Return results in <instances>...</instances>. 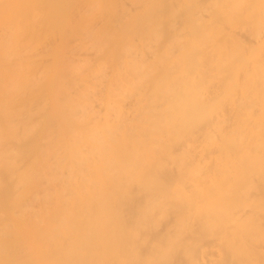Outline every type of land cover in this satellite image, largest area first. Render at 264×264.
<instances>
[{
  "label": "bare ground",
  "instance_id": "1",
  "mask_svg": "<svg viewBox=\"0 0 264 264\" xmlns=\"http://www.w3.org/2000/svg\"><path fill=\"white\" fill-rule=\"evenodd\" d=\"M42 1L43 4H40L47 6L46 3L44 4V0ZM51 1V5L55 6L60 1L62 2V0H59V2L55 0L57 3L54 2V4V0ZM74 1H69L68 6ZM83 1H81L82 5ZM136 1L138 2V0ZM172 1H174V4L168 5L169 8L172 7V12L169 14V16H172L169 17V22L167 21L169 18L166 20L169 24L164 21L165 19L158 20L160 17H157V15H160L157 13H163V9L169 4L167 0L163 4H166V7L161 5V8L159 2H156V8L153 9L155 11L158 8V11L157 15L153 16L152 14L156 12L153 13L151 10L153 6L147 7L146 1L143 0L140 1V4L144 2L143 6L141 5L142 15L140 16V13H137L136 19L133 20L132 18L131 20L133 23H126L127 25H125L123 22L126 20L123 22L121 20L127 19L125 17L126 11L128 14L131 9H126L124 12V8L121 6V13H119L117 9L118 1L116 0H102V2L99 0L96 5L94 3L96 1H93L94 7L91 4L92 2L88 0L90 5L85 6L94 10L98 7L96 10H99L103 15H100L101 20L98 29H95L97 23L95 26L93 24L94 29L97 30L94 32V36L91 34L94 38L89 36L94 42L91 45L95 44L94 48L89 46V42V45L87 44L90 50L93 49L92 54L90 51H86L89 49L84 47L85 49H83L88 52L85 53L88 57H83L87 55H81V58L76 59L75 55L79 52L77 51L75 55L73 52L76 53L74 50L79 46L76 48L74 46L73 50L69 49V53L73 51L70 54H73L74 60L79 61V59H82V61H79L82 62L81 64H78L77 61L73 63L71 60L73 57L67 58V56H72L69 54L66 58L64 57L65 60L60 58L61 61L63 59V63L66 62V66H62L64 69L62 72L66 73L61 72L59 76L58 73V80L55 77L57 81L55 83L53 81L54 87L52 85V88L54 91L50 98L49 107H47V104L43 105L42 102V110L38 114L35 113L36 116L42 117L41 111H43L47 120L40 123L43 121L41 118L40 120L36 118L38 122H35L37 121L35 118L32 121V118V125H30L31 122L28 123L29 119L35 115L32 113L34 116L30 117L31 111L29 110V114L26 112L30 117L28 121L23 123L21 119L20 121L17 120L25 128L21 127L25 131L23 135H20L21 130L18 133L19 135L16 134L19 130L17 132L14 130L16 133L12 131L13 134H10L11 137L9 136V132L14 127L12 123L16 121L14 119V117L16 118L15 112L13 113L15 115L12 114L14 109L11 110L12 106L9 109V104L14 105L15 96H18L20 90H23L22 93L24 92V86L30 83L31 78H28L31 74L28 75V78L26 74L25 78L22 75L23 73H20L23 72L22 69L20 72L16 71L19 76L15 73L14 78L17 77L18 82L16 83L15 79L11 80H15L14 84L20 90L17 89L19 93L16 92L15 94L14 92L15 96L12 100L9 99L11 101H7L8 97L3 101L4 97L0 95V102L2 100L0 103L2 118L0 120L3 122V125L0 124V264H264V116L262 115L264 111L262 100H264V97L261 96V93L264 95V90H261L264 89L263 83V87L259 88L261 79L264 78L259 76H264V68H262L264 60H262L263 57L256 58L263 70L262 73L260 72L261 74L259 71L257 72L258 67L256 65L258 64L255 61L253 65L257 69H255L256 73L252 72V74L257 77L255 78L252 75V78L249 77L245 80L244 77L241 79L240 76L247 75L248 70L250 71L251 68L247 65L242 67L245 63H250V61L245 62V59L241 58L242 51H247L248 48H244L246 46L242 47L244 38L241 39L242 45L240 47L245 50L241 49L242 51H240L239 43H237L238 46L235 44V47L232 41L235 40L236 42L239 38L236 40L235 35L231 34L235 33L231 30H237L236 27L240 30L236 31V34L237 32L240 34L243 29L244 31L251 29L252 34L255 33V37L250 33L251 31H248L249 34L245 32H242V34H251L256 42L264 44V18L258 16L264 10V6L260 7L263 0L258 4L260 10H263L258 11L257 16H255L256 12L253 9L254 16L259 17L261 21L253 16V12L248 14V16H253L255 20H251L257 26L254 25L255 27H253V23L248 22L250 29L246 27L248 24L246 21H249L247 19L250 17L245 22L242 21L246 26H242L243 23L239 19L237 23H241V25L236 23L237 19L235 17L239 14L242 15L244 11L241 9L240 13L237 14L239 11H236L235 7L240 10L239 6H232L235 4L234 2H236V5H240V3L237 4V0H229L230 2L226 0V2L234 7L233 12L234 10L237 12H234V15L237 14L235 17L229 15V18L233 20L231 25L235 21V25L241 27L236 26L235 29H229L230 35H224L223 32L225 31L223 30L226 26L224 22H222V25L225 24L224 27L222 26L223 28L219 26L220 24L216 25L214 23L218 26V30H222L221 34H216L218 32L216 31L217 28L213 26L215 29L212 32L219 37L217 42H220L222 35H224V38L228 37V39H225L227 42L221 40L222 43L226 42L227 45L229 42L232 44V52L235 48L234 52L237 53L238 57L236 53L227 51L229 49L226 48L228 45H222V51H224V47L225 52L227 51L224 54L226 56L227 53L229 54L228 59L234 54L229 59L232 62H228V64L230 63L231 65H229L232 66L236 60L238 61L241 58L245 62L242 63L240 60L243 64L242 66L239 65L241 69L249 68L248 70H242L241 73L237 72L240 67L236 70L234 66L232 68L227 64L228 60L220 48L219 52L215 50L222 43H216L220 45L217 46L211 40L212 37H216L212 36V22L220 23L225 21V18L228 19V16L224 15L226 12L221 11L222 16H227H223V20L212 21L219 16L216 15L215 6H212L213 0L211 2L209 0L205 1L209 2L208 6H210L208 8L212 10L214 7L213 11L210 9L205 10L207 5L203 8L200 7L201 9L197 7L201 6L202 3L204 4V2H201L203 0H199L200 5L199 2L194 1L193 3L198 5L187 3L188 6L190 5L189 9H186L188 6L184 4L186 0H181L184 2V9L183 7L178 8L176 2L178 0ZM220 1H222V7L225 11L230 10L232 12L228 8L229 6L224 7L223 0ZM45 2L49 4L50 1L45 0ZM253 2L256 6L257 2ZM63 3L67 4V1L63 0ZM132 3L134 9H136L135 7L139 8L140 5L136 6L133 1ZM80 6L81 4L78 7ZM56 7L60 11L54 8L56 10L48 12L50 14L54 12L53 19L56 16L57 20H54L56 23L51 20L50 24L53 25L54 23L57 26L59 15L57 16L56 13L59 14L66 5L62 8ZM126 7L128 8V6ZM18 8L19 5L13 8L14 10L11 9L8 14L13 11L15 13ZM169 8L166 9V13L169 12ZM68 9L66 7L65 11L67 12ZM147 9L149 12H147ZM243 9L245 8L243 7ZM28 10L26 9V12ZM37 10L36 14L40 11L37 12ZM72 10L74 11V8ZM23 11L25 13V10ZM150 11H152V14ZM206 11L210 13V18H213L211 19L212 22L208 20L207 23L203 19L204 14L208 15V12L205 13ZM210 11L214 13L212 14ZM30 12L29 15L33 11ZM183 12H187V16H183V18L186 17L185 21L181 18ZM24 13L20 16H23ZM134 13L136 15V12ZM96 14L99 15L97 12ZM150 14L151 17L148 16ZM29 15L26 16L30 17ZM83 15L82 18L84 19L85 16ZM105 15L106 17H104ZM263 15L261 14V16ZM155 16L158 18L157 23L155 20L154 23H151ZM166 16L168 15L166 14ZM166 16L164 17L166 18ZM209 16H207L208 19ZM27 17H24V20ZM3 18H8V16ZM41 18L43 19V17ZM149 18L152 20H149ZM88 19L84 21L91 20ZM181 19L184 21V25ZM227 19L225 21L227 23L226 27L230 28L232 26L229 27L230 24L228 23L231 22L229 19L228 22ZM22 20L19 22L20 20L16 18L12 19L14 23L10 22L14 26L16 23L22 24L24 21ZM15 21L18 22L15 23ZM162 22L163 24L167 23V30L164 29L165 26ZM64 23L67 25L66 22ZM116 23L118 24L116 25ZM17 24L14 28L17 26L21 29L23 25L18 24V26ZM4 25L7 24L2 25V30L6 29ZM9 25L8 23L6 27ZM81 25L83 26V24ZM251 26L257 32H253ZM256 27L257 30H255ZM14 28L11 27L12 32L9 31L10 34L13 33V30L15 32ZM32 28L34 27L32 26ZM18 31L20 35V31L24 32V30ZM55 32L57 34V31ZM79 32L85 34L82 33V38L93 33L89 27H85V30ZM45 33L43 36L48 34V32ZM8 34L7 37L11 36H8ZM68 34L64 35L68 37ZM17 35L16 38H18ZM233 35L234 40L229 39ZM250 36L248 37L250 38ZM30 38L32 40V37ZM80 40L82 42V39ZM164 40H167L166 43ZM163 42L165 45L168 43V45L163 46ZM252 42L254 41L252 40ZM14 43L12 44L14 45ZM19 43L22 42L19 41ZM248 43V45H251V40ZM34 44H37V41ZM8 45L10 46V44ZM30 45L28 46L30 47ZM212 45L217 47L215 48ZM25 46L27 47L26 44ZM210 47L217 52L216 55L213 54V58V50L211 52ZM248 47H251V49H249L250 52H246L249 53L246 57L256 50V47H252V45ZM14 48L16 49L15 46ZM80 48L81 54L82 49ZM159 48L160 51L164 49V52H159ZM254 48L255 50H252ZM15 49H12L11 52ZM238 49L240 53L236 51ZM263 49L262 46L260 52H264ZM16 50L18 52V47ZM220 52L225 57V61L219 59L220 62L214 63L213 60L216 61L215 58L217 59ZM5 53L3 51L0 54H3V56H0V58H3ZM13 53L14 59L19 57L16 56L18 53L16 55L15 52ZM89 53L92 58H90ZM40 55L33 56L38 58ZM56 55L58 57V54ZM262 55L264 56L263 53ZM223 56L221 55V58ZM8 57L11 61L10 56ZM25 58L24 55V58H19L20 60L18 58L17 61L13 60L14 63H19V61L22 62L21 59ZM233 58L236 59L234 62ZM0 60L2 62V59ZM9 61L7 64H9ZM14 63L8 66L15 65L16 67ZM30 63L29 67L31 66ZM24 64L21 65L23 68L27 63ZM21 66L19 63L18 68ZM7 67L5 71H3L4 69L0 70V73L3 71L0 74L3 83L8 80H4V76V78H7V76L13 78V76L9 77L12 69H9L8 74L5 73ZM65 68H67L66 71ZM63 69L61 68L60 71ZM261 69L260 71H262ZM13 74H10V76ZM66 76H69L71 80L67 79ZM262 81L264 82V79ZM18 83L23 85L19 86ZM14 84L12 82L13 87ZM34 84L36 86V83ZM37 85L39 86L38 83ZM1 86L0 83V93H3L1 92ZM6 86L8 85H5V88ZM3 87L2 89L6 91L7 88L4 89ZM27 88L31 90L29 87ZM256 89L260 94L253 95L254 92H257ZM7 92L10 95V92ZM33 94L36 95L37 93ZM19 95L25 97L26 94L20 93ZM36 97L34 96V98ZM34 98L32 100L36 101ZM18 100L21 102L20 99ZM36 102L38 104V101ZM22 104L21 107L25 105ZM37 104H35L36 107L40 105ZM21 116L24 117L23 114ZM26 123L31 128L25 127V125L27 126ZM5 131L7 133H4ZM39 131L41 132L39 133L40 136H37ZM200 141L204 145L198 147L197 144H200ZM186 176L187 179L188 176H194V178L198 176L196 178L198 180H193L194 178L190 177V180L187 181ZM206 176L209 180L204 179L203 181L202 179ZM227 176L228 178H226ZM230 176H232V179ZM234 176L238 179H235ZM199 179L204 183L201 181L199 183ZM196 181L199 183L200 188H198ZM201 184H204L205 187ZM140 199H143L141 200L143 205L140 203ZM133 216L135 219H133ZM171 221L173 224H170ZM162 226L165 227V231L161 228ZM160 231L166 235L164 233L162 235ZM167 238L170 239L168 242L170 244L167 243ZM152 239H158V245L154 244V246L151 243L153 246H150ZM162 240L164 242L167 240L166 244L161 243ZM160 243L163 244V247ZM145 252L149 253L146 257L144 256Z\"/></svg>",
  "mask_w": 264,
  "mask_h": 264
},
{
  "label": "rangeland",
  "instance_id": "2",
  "mask_svg": "<svg viewBox=\"0 0 264 264\" xmlns=\"http://www.w3.org/2000/svg\"><path fill=\"white\" fill-rule=\"evenodd\" d=\"M0 1H1V2H0V3H1V4H0V20L2 19V20L0 21V28H1V29H0V37H1V38H0V45H1V46H0V54L3 53V51H4V53H5V51H6L5 55H7V56L4 55L3 58H0V59H2V62H1V60H0V68H1L0 70L4 69L3 71H5V70H6V67H7L9 64L14 63V62H15L14 60H16L17 58H18V59H19V58H24V55H25V57H26L27 59H26V58H25L26 60H25V59H21L22 62L19 61L20 66L22 65V63H25L24 65H26V63H27L26 66L29 67V63L31 62V63H30L31 66H30L29 68H27L26 66H25V68H23V67L21 66V67H19V68H20V69H19V68H18L19 63H14V64H16V67H15V65H14V66H13V65H10L11 68H9L10 66L7 67V71H6L5 73H7V72L9 73L11 69H12V71H11L12 73H10V74H13V73H14V74L11 75V76H10V74H9V77H12V76H13V78H8V76H7L8 73L6 74L7 78H4L5 76L3 77L4 80H5V79H8V80L10 79L9 81L6 80L9 84L11 83L10 85H9L7 82H4V83H7V84H4V83L2 82V78L0 77V78H1V79H0V83H1V85L4 86V87H3L4 89L7 88L6 91H5V90L2 89V86H1V92H3V93H0V95L4 97V98H3V101H4V99H7V97H8L7 101H8L9 99L12 100L13 96H15V95H14V92H15V94H16V92H17V93L20 92L21 94H24V95L26 94L25 97H23V95H19V94H20V93H19L18 96H17V95L15 96L16 98L14 97V98H15V99H14V105L9 104V105H10V106H9V109H11V108H12L11 110L14 109V110L12 111V114H13L14 112H15V114H16V115L13 114V115L16 116V118L14 117V119H16V121H14V122L12 123V125L14 126V127L12 128L13 130L10 129L11 131L9 132V136L11 137L10 134H13L12 131H14V130H15L16 132L19 130L17 133L14 131L16 134H18V133H20V132L22 131V132L20 133V135H23V133L25 132V131H23V129H21L22 124H21V123H20V124L18 123V122L20 121V119H21V121H23V123H25L26 121H28V119H29L31 116H34L35 113H36V114L40 113L39 111L42 110V109H41V106L43 107V105H46V104H47V107H49V105H50V103H51V99H50V98H51L52 92L54 91V89L52 88V85H53V87H54V83L59 79V77H57V74L59 73V74H58V76H59V75L61 74V72L64 71V69H63L62 66H66V65H65L66 62L64 61V63H63V59H64V57L66 58V56H67L68 54H69V55H72V56H67V58L70 59L71 57H73V58H71V60H72L73 63H74V62L77 61V60H74V56H73V54H74V55L77 54V51L79 52L77 55H80V56L78 57L77 55H75V58H76V59L81 58V55H87V54H85V53H88L89 51H90V53L92 54V50H93V49L90 50L89 48H90L91 46L93 47L95 44H92V45H91V43H94V42H92L93 39H92V38L90 39V37H93V36L95 35L94 32L97 31V30H95V29H98L97 27L100 26V20H101V19H100V15H101L102 13H100L99 10H96L98 7H97L95 10L86 7L87 5H90V4H89L90 2L88 3V0H87V1H86V0H84V1H83V0H75L74 2H72V4H69V6H68V3H69V1L71 2L72 0H69V1L66 0V1H67V4H66V3L64 4V3H63V0H62V2L60 1L61 3H60L59 0H58L59 3H58V5H56V6H59V7L62 8L63 6L66 5L67 9H68L69 7H70V8L68 9L67 12L65 11L66 7L62 8V9H61V12H60L59 14L55 12V13L57 14V16L59 15V17H58V21H57V26H56V24H54L53 22H52L53 25L50 24V23H51V20H53V21H54L55 19L57 20L56 16H55V18L53 19V16H54L53 13H54V12H52V13L50 14L48 11L51 12V11H54V10H56V9L60 11V9H58V7H56V6L53 5V4H52V5H53V6H52V5H51V2H52L51 0H48V2L50 1L49 4H48L47 2H45V0H44V4L46 3L47 6H46V5H45V6L42 5V4H43V1H42V0H19L18 2H17L16 0H3V1L0 0ZM31 1H32V2H31ZM37 1H39V3H37ZM40 1H41V2H40ZM46 1H47V0H46ZM64 1H65V0H64ZM81 1H83V5H82V2H81ZM89 1L92 2L91 4L93 5V7L96 5L97 2H99V0H89ZM93 1H96V2H94L95 5L93 4ZM103 1H104V0H103ZM116 1H118L117 3H118V6H119V7L117 6V9H118L119 13H121L120 8L122 9V7L124 8V12L126 11V9H127V10H130V9H131V10H130L131 12H130V13L128 12V14H127V11H126V16H125V17H126L127 19H123V20H121L122 22H123L124 20H126V21L123 22L125 25L130 24V23H133V21H131L132 18H133V20H134V18H135L139 13H140V14H139L140 16L142 15V13H141L142 10H141V9H142L143 3H144L145 1H146V2H145V3H146V6L148 5L147 7H152V6H153V7L151 8V10L153 11V13L156 11L155 14H152V13H151L152 11H150V13L152 14V16H153V15H157V14H160V15L163 16V14L166 13V12H165L166 9L169 8L168 5L171 6V5L174 4V1H172V0H171V1H168V0H167V3L169 2V4H167V5L165 4V5L167 6V7H166L165 5H163L164 2H165L166 0H164V1L162 0L163 3H162L161 0L158 1L159 4H160V6H159L160 8H161L162 6H164V7H166V8H164V7H163L164 9L162 8V9L164 10L165 13H164L163 11H162L163 13H159V12L157 13L158 8H157V10L155 9V11H154V9H153L154 7L156 8L155 5L158 3L157 0H156V1H153V0H152V1H151V0H144V2H143L142 4H140V3H141L143 0H138V2H137L136 0H129V1H128V0H121L120 2H119V0H116ZM132 1L135 3L136 6H137V5H138V6L140 5L139 8H138L140 11L137 9V7H135L136 9H134V8L132 7V4H133ZM135 1H136V2H135ZM140 1H141V2H140ZM182 1H183V0H182ZM182 1H181V0H180V1H179V0L176 1V2H177V6H178L179 9H181V8L184 6V5H183L184 2H182ZM186 1H187V2H186ZM186 1H185V3H184V4H186V5H187V3H189V4L192 3V5H198V4L200 5V4H201V3L199 2V0H192V2H191V0H189L190 2H189L188 0H186ZM193 1H194V2H199V3H198V4H197V3L194 4ZM205 1H206V0L201 1V2H204V4L202 3L203 6H202V4H201V6H197V7H199V8L201 7V8H203L205 5H207V7H205V10H206V9H210V10H211V8H208V7L210 6V5L208 6V4H209V2H211V0H209V2L207 1L208 3L205 2ZM224 1H225V2H224ZM228 1H229V0H228ZM233 1H235V0H233ZM253 1L257 2V3H256V6H255V3H254ZM261 1H262V0H257V1H256V0H248V1H247V0H243V1H238V0H237V4L240 3V5H236V2H234L235 4L232 5V6H239L240 10L238 9V7H235V8H236L235 10H236V11H239V12L237 13L235 10H234V12L237 13V14H239L240 11H241V9L244 10V11H243L242 15L239 14V15H241L242 17L239 16V15H238L239 17H238V16L235 17L237 14L234 15L235 13H234L233 10H232L234 7L230 6V3H229L230 1H229V2H226V0H223V3H225V4H224V7L229 6L228 8H230V9L232 10V12H230V10H229V11H225V10L223 9V7H222V5H223V4H222V1L218 0V2H219V4H218L217 0H215V1L213 0V2H212L213 5H212V3H211V5H212V6H215V10H217V14H216V15H219V16L221 17L222 14L226 12L224 15H227L229 21L231 22V23H228V24H230L229 27L232 26V27H230V28H227V27H226V26H227V23H226L225 21H226L227 18L224 19L225 21H221V19L223 20V18H224V17H227V16H224V15H223L224 17L222 16L221 18L218 16L220 20L217 19L218 17H217V18L215 17L216 19H215V18L213 19V18H210V16H209L210 13L208 12V11H209V10H208V11L205 12V13L208 12V15H207V14H204V13L202 12V13L205 15V16L203 17V19H205V21H207V23H208V20L211 21V19H213L212 21H214V20H215V21H217V20H218V21H221L220 23H219V22H218V23H217V22H212V21H211V22H212L213 24L216 23V25H217V24H220V25H219L220 27H222V26L224 27L225 24H226V26L224 27V30H223V31H225V32H223V34H224V35H226V34H229V35H230V32H228V31H230L229 29H235L234 27L239 26V25H235V21H234V24H233V25H235V26L231 25L233 20H232V18H229V15L231 14L230 17H235V19H237V20H236V23L239 22V20L241 21V23H243L242 21L245 22L246 19L250 17L249 19H247V20H249V21H246V22H247V23H248V22H251V24L253 23L252 26L255 27L254 25H256V24H254V21H252L251 19H253V16L255 15V14H254L255 12H256V15H255V16H257V14L263 10V9H262L263 7L261 8L262 10H260V7H261V6H264V5H263L264 0L262 1V5H260V7L258 6V4L261 3ZM54 2L57 3L55 0L53 1V3H54ZM75 2H76V3H75ZM85 2H87V3H85ZM101 2H102V0H101ZM148 2H149L150 5L147 4ZM156 2H157V3H156ZM170 2H171V4H170ZM181 2H182V3H181ZM216 2H217V3H216ZM250 2H251V3H250ZM252 2H253V3H252ZM19 3H20V4H19ZM40 3H42V4H40ZM55 3H54V4H55ZM138 3H139V4H138ZM180 3H181V4H180ZM205 3H206V4H205ZM215 3H216V5H214ZM226 3H227V4H226ZM25 4H27V5H25ZM37 4H38V5H37ZM39 4H40V5H39ZM75 4H76V5H75ZM77 4H78V5H77ZM80 4H81V6L78 7ZM228 4H229V5H228ZM231 4H233V2H231ZM243 4H244V5H243ZM253 4H254V5H253ZM17 5H19V8L16 9L17 11L15 10V13H14V11H13V12H12L13 14L11 13L12 15H11V14H8L9 11L11 12V9L16 8ZM23 5H24V6H23ZM60 5H61V6H60ZM85 5H86V6H85ZM92 5H91V7H92ZM124 5H125V6H124ZM141 5H142V6H141ZM151 5H152V6H151ZM161 5H162V6H161ZM179 5H180V7H179ZM245 5H246V6H245ZM247 5H250V6L247 7ZM6 6H7V7H6ZM13 6H14V7H13ZM39 6H40V7L42 6V8H40ZM121 6H122V7H121ZM126 6H128V8H127ZM177 6H176V9H177ZM187 6H188V5H187ZM189 6H190V5H189ZM189 6L186 7V9H189V8H190ZM212 6H211V7H212ZM28 7H29V8H28ZM37 7H39L40 9L37 8ZM43 7H45L44 10H43ZM46 7H47V9H46ZM51 7H52V8H51ZM89 7H90V6H89ZM93 7H92V8H93ZM173 7H174V6H173ZM191 7H192V6H191ZM197 7H196V8H197ZM231 7H232V8H231ZM243 7H244L245 9H243ZM249 7H251L252 9L249 8ZM253 7H254V8H253ZM3 8H4V9H3ZM54 8H56V9H54ZM73 8H74V11L72 10ZM76 8H77V9H76ZM81 8H82V9H81ZM84 8H85V9H84ZM160 8H159V9H160ZM171 8H172V7H171ZM171 8H169V12L166 13L168 16H166V14L164 15V16H166V18H165L164 16L162 17V16H160V15H159V16L157 15V17H160V18L158 19V18L155 16L156 19H155V17H154L153 22L151 21V23H154V20H155L156 23H157V21H158V20H161V18H163L162 20L165 19L164 21H166L170 16H172V15L169 16V14L172 12ZM199 8H198V9H199ZM201 8H200V9H201ZM228 8H227V10H228ZM247 8H248V10L246 11ZM26 9H27V10L29 9V10H28L29 12H30V11H31V12L33 11L32 13L30 12L31 15H29V12H28V11L26 12ZM32 9H33V10H32ZM34 9H36V10L38 9L37 12H38L39 10H40L39 12H41V11L43 10L44 13H43V11H42L41 13L38 12V14H36V13H35L36 10L34 11ZM52 9H53V10H52ZM80 9H81V10H80ZM174 9H175V7H174ZM174 9H173V10H174ZM183 9H184V7H183ZM200 9H199V10H200ZM253 9H255V12H254ZM13 10H14V9H13ZM23 10H25V13H24ZM62 10H64V11H62ZM71 10H72V12H71ZM75 10L77 11V13H76ZM82 10H83V12H82ZM84 10H85V12H84ZM87 10H88V11H87ZM147 10H148V9H147ZM149 10H150V8H149ZM149 10H148L147 12H149ZM170 10H171V11H170ZM213 10H214V7L212 8L211 11H213ZM252 10H253V11H252ZM91 11H92V12H91ZM159 11H161V10H159ZM200 11H201V10H200ZM202 11H204V10H202ZM211 11H210V12H211ZM221 11H222L223 13H221ZM258 11H259V12H258ZM45 12H46L47 16H46ZM57 12H58V11H57ZM65 12H66V16H65ZM88 12H89V13H88ZM96 12H97L99 15H97ZM134 12H136V15H135ZM228 12H230V13L228 14ZM249 12H250V13H249ZM252 12H253V16H252V15H251V16H250V15L248 16V14H251ZM262 12H263V13H260L258 16L264 18V15H263V14H264V10H263ZM23 13H24V15H23L24 17H27L26 15H29L30 17H27V18L24 20V17H23V16H20V15H22ZM70 13H71V14H70ZM72 13H73V14H72ZM85 13L88 14V15L86 16ZM93 13H94V14H93ZM137 13H138V14H137ZM156 13H157V14H156ZM211 13L213 14L214 12H211ZM39 14H40V15H43V16H40ZM83 14H85V15H83ZM89 14H92V15L89 16ZM103 14H104V13H103ZM116 14H118V13H116ZM132 14H133V15H132ZM151 14L148 15V16L151 17ZM203 14H202V15H203ZM232 14H233V15H232ZM261 14H262L263 16H261ZM10 15H11V16H10ZM14 15H15V16H14ZM34 15H35V16H34ZM36 15H37V16H36ZM44 15H45V17H44ZM49 15H50V16H49ZM71 15H73L75 18H74L73 16H71ZM78 15H79V16H78ZM82 15L85 16L84 19L82 18ZM93 15H94L95 19H94ZM118 15H119V14H118ZM181 15H182L181 18L184 20V19H186V17L183 18V16H187V12H183V13H181ZM7 16H8V18H5V19L3 18V17H7ZM18 16H20V17L18 18ZM38 16H39V17H38ZM48 16H49V17H48ZM68 16H69V17H68ZM101 16H103V15H101ZM131 16H132V17H131ZM207 16H209V19L207 18ZM211 16L214 17L213 15H211ZM255 16H254V17H255ZM31 17H32L33 19H32ZM41 17H43V19H42ZM46 17H48V18H46ZM64 17H66L68 21H67L66 18H64ZM71 17H72V18H71ZM78 17H79V18H82V19L80 20ZM104 17H106V15H105ZM104 17H101V18H104ZM251 17H252V18H251ZM259 17H258V18L255 17V18L260 20ZM16 18H17V20H20L19 22H21L22 19L24 20V21L22 20V21L24 22V24H23V22H22V24L18 23L19 25H23L24 28H23V26H22V28L20 27L21 29L17 28V26L14 28V26L17 24L16 22H18V21H15L16 24H14V26H12L13 23H14V22L12 21V19L14 20V19H16ZM29 18H30V19H29ZM88 18L91 19V20H90V21H87V20L84 21L85 19H88ZM152 18H153V17H152ZM206 18H207V20H206ZM240 18H241L242 20H241ZM40 19H41V20H40ZM47 19H48V20H47ZM70 19H71V20H70ZM77 19H78V21H77ZM89 19H88V20H89ZM92 19H94V20H92ZM97 19H98V21H97ZM135 19H136V18H135ZM157 19H158V20H157ZM182 19H181V21H182V24L184 25L183 22H184L185 20L183 21ZM228 19H227V21H228ZM238 19H239V20H238ZM261 19H262V18H261ZM27 20H28V22H30L31 24L28 23ZM33 20H34V21H33ZM37 20H38V21H37ZM60 20H61V22H60ZM72 20H73V21H72ZM79 20H80V21H79ZM149 20H152V19L149 18ZM250 20H251V21H250ZM253 20H255V19H253ZM10 21L13 22V23H11ZM31 21H32V22H31ZM40 21H41V22H40ZM42 21H44V22H42ZM49 21H50V22H49ZM71 21H72V22H71ZM81 21H83V22H81ZM164 21H163V22H164ZM167 21L169 22V21H170V18H169ZM167 21H166V22H167ZM229 21H228V22H229ZM256 21L259 22L258 20H256ZM260 21H261V20H260ZM263 21H264V19H263ZM34 22H35V23H34ZM36 22H37V24H36ZM54 22L56 23V21H54ZM64 22H66L67 25H65ZM80 22H81V24H83V26L80 24ZM84 22H85V23H84ZM93 22H94V23H93ZM163 22H162V24H163ZM168 22H167V23H168ZM211 22H210V24H211ZM222 22H224L225 24L222 25ZM8 23H9L10 25L12 24L11 27H12V29H13V28L15 29V32H16V33H15L14 30H13V33L10 34V32H12V31H11L12 29H11L10 25H9L8 27H6V26L8 25ZM32 23H33V24H32ZM42 23H43V24H42ZM47 23H48V24H47ZM70 23H72V24H70ZM74 23H75V24H74ZM96 23H97L98 26L96 25ZM126 23H127V24H126ZM167 23H166V24H163V25L165 26L164 29L166 28V30H167ZM241 23H237V24H240V25H241ZM255 23H256V22H255ZM3 24H7L6 26L4 25V27H5L6 29L10 27V29H8L7 31H6V29L2 30V29H3V27H2ZM18 24H17V25H18ZM62 24H63L64 27L62 26ZM79 24H80V26H79V28H78V30H77V27H78ZM93 24H94V26L96 25V26H95V27H96L95 29H94ZM117 24H118V23H116V25H117ZM168 24H169V23H168ZM182 24H181V26H182ZM185 24H187V22H185ZM213 24H212V27H211V28H212V29H211V32H212V31L214 32L213 29L217 28L216 31H218V32H217V33L215 32V33H216V34H218V33L221 34V33H222V30H221V31L218 30V26H216L215 24L213 25ZM243 24H245V23H243ZM243 24H242V26H246V24H245V25H243ZM257 24H258V23H257ZM19 25H18V26H19ZM28 25H29V27H28ZM31 25H32L34 28H32ZM35 25H37V26H35ZM39 25H40V26H39ZM41 25H42V26H41ZM46 25H47V27H46ZM68 25H69V26H68ZM75 25H76V26H75ZM179 25H180V24H179ZM49 26L51 27V29H50ZM52 26H53L54 28H53ZM70 26H72V27H70ZM213 26H215V28H214ZM252 26H251V28H253ZM256 26H257V25H256ZM30 27H31V28H30ZM35 27H36V28H35ZM55 27H56V28H55ZM65 27H66V28H65ZM75 27H76V28H75ZM85 27H87V28L89 27L90 30H91L94 34H93V33H90V35L88 34V36H86L85 38H84V36H83V38H82V33H83V32L80 33L79 31H81V30L83 31V29L85 30ZM183 27H184V26H183ZM223 27H222V28H223ZM239 27H241V26H239ZM246 27H248V28L250 29V24L248 23ZM16 28H17L18 30H24V32L20 31V33H21V35H20V34L18 33L19 31H18ZM27 28H29V29L27 30ZM91 28H92V29H91ZM222 28H221V29H222ZM225 28H226V30H225ZM236 28H237V30H231V32L235 31V33H234V32L231 33V34H234L235 37H234V35H233V36H230L231 38H229V39L232 40V39H233L232 37L236 38V40H238V38H239V40H241V39L244 38V41H243V45H242V43H241L242 40H241V41L238 40L239 42H238V41L235 42V40L233 39L234 41H232V43H234V45L237 44V43H239L240 45L237 44V46L239 45V47H240L241 45H242V47L246 46V47H244V48H248V50H247L248 52H250L249 49H251V47L249 48L248 46H251V45H252V47H256V50H257V51L255 50V48L252 49V50H255V52L253 51V52H254V53L252 52L253 54L250 53L251 55H249L248 57H246V56H247L249 53L247 54V53H246L247 51H242L244 48H241V47H240V51H242L243 55L241 54V56H242V57H241L240 54H239V58H240V57H241V58H244V59H245V62H249V61H250L249 64L243 62V61H242L243 59H241V58H240V59L237 58L238 61H237L235 58H233V62H234L235 60H236V62L233 63L232 66H230L231 64L229 63V64H230V65H229L228 62H232V61H229V59H231V58L233 57V55H234L236 52H234V50H235V48H234V50H233L234 54L232 55V57L230 56L229 59L227 58V56H228L229 54L227 53V56L225 55L226 52H227L228 50L232 52V50H231V49H232V47H231L232 44H230V43L228 42V43H227L228 46L226 45L227 40H225V39H226V38L228 39V37L225 36L226 38H224V35H222L223 37H222V39H221V38H220V39H221V40H225L226 42L222 43L221 40H220V42H217V41H219V37H218V35H217V36L214 35V33L212 32V36H216V37H212L211 40L214 41L213 44L215 43V45H217V44H221V43H222L221 46H220V45H217V46H220V47H217V46L214 45L215 48H216V47L218 48V50H217V48H216V49L214 48L217 52H219V51L221 50V52H223V54H224V52H225V47H224V51H222V49H223L222 45H223V44L227 46L226 48H229V49H227V51L225 52L224 55L226 56V59L228 60V61H227V64H228L230 67H232V68L235 67L236 70H237L240 66L243 65L242 63H245V65H243L242 67H245L246 65H247V67H248V66L251 67V68H250V71L248 70L249 68H247V67H246L247 69L244 68L245 70H248V72H249L247 75L242 76V75L240 74V75H241V76H240L241 79L245 77L244 79L246 80V79L249 78V77L252 78V75H253V77H255L254 74H252V72H253V73H254V72L256 73L255 69H257V68L253 65V64L255 63V61H256V62L258 61V60H256V58H257V57H263L262 60H264V56L262 55V53L264 54V52H260L261 49H262V46L264 47V44H259L258 42H256V41L254 40V38H253L252 35H254V37H255L256 35H255V33L252 34L251 29H250V30L247 29V31H244V29L242 28L243 31H242V29H241V31H242V32H245L246 34L248 33V31H249V32L251 31L250 33H251L252 35H251V34H250V35H251L252 37H251L250 35H244V34H242V32H240V34H239V32H237V34H236V31H240V30H238V27H236ZM244 28H245V27H244ZM30 29H31V31H30ZM32 29H34V30H32ZM53 29H57V30H55V31H57V34H56V32H55ZM64 29H65V30H64ZM68 29H69V30H68ZM72 29H73V31H71ZM79 29H80V30H79ZM93 29H94V31H93ZM99 29H100V28H99ZM227 29H228V30H227ZM16 30H17V31H16ZM48 30H49V31H48ZM58 30H59V31H58ZM66 30H67V31H66ZM75 30H77L78 32L75 31ZM86 30H87V29H86ZM245 30H246V28H245ZM252 30H253V32H257V31H254V28H253ZM255 30H257V27L255 28ZM9 31H10V32H9ZM25 31H27V32H25ZM33 31H34V32H33ZM51 31H52V32H51ZM60 31H62V32L60 33ZM69 31H70V33L68 34ZM30 32H31V33H30ZM45 32H46V33L48 32V34H46ZM85 32H86V31H85ZM8 33H9V34H8ZM44 33L46 34V36H43ZM59 33H60V34H59ZM63 33L66 34V35L68 34V37H67L66 35H64ZM79 33H80V35H79ZM164 33H165V31H164ZM1 34H2V36H1ZM7 34H8V36H9V35H11V36L7 37V36H6ZM14 34H15V35H14ZM16 34H18L17 37H18L19 39L15 37ZM77 34H78V35H77ZM91 34H92L93 36H92ZM238 34H239V35H238ZM248 34H249V33H248ZM13 35H14V36H13ZM19 35H20L21 37H20ZM28 35H29V36H28ZM47 35H48V36H47ZM59 35H61V36H59ZM62 35H63V36H62ZM83 35H85V34L83 33ZM229 35H228V36H229ZM237 35H238L239 37H238ZM242 35H243V36H242ZM35 36H37V37H35ZM42 36L45 37L46 39H45V38L43 39ZM69 36H70V37H69ZM89 36H90V37H89ZM219 36L221 37V35H219ZM248 36H250V38H249ZM6 37H7V38H6ZM30 37H32V40H31ZM40 37H41V38H40ZM75 37H76V39H75ZM245 37H246V38H245ZM4 38H6V39H4ZM9 38H10V39H9ZM15 38H16V40H14ZM24 38H25V39H24ZM35 38H36V39H35ZM47 38H48V39H47ZM67 38H69L68 41H66ZM71 38H72V39H71ZM86 38H89V39H86ZM93 38H94V37H93ZM223 38H224V39H223ZM248 38H249V39H248ZM252 38H253V39H252ZM1 39H2V40H1ZM7 39H8V40H7ZM23 39H24V40H23ZM33 39H35V40H33ZM78 39H79V40H78ZM80 39H82V42H85L86 44L80 42V41H81ZM84 39H85V40H84ZM215 39H217V40H215ZM246 39H247V40H246ZM13 40L15 41V43H14ZM18 40H19L20 42H22V43H19ZM41 40H43V41L41 42ZM63 40H64V42H63ZM69 40H70V41H69ZM231 40H230V42H231ZM250 40H251V45H248V44H249L248 42H249ZM252 40H253L254 42H256V43L252 42ZM1 41H2V42H1ZM9 41H10V43H9ZM16 41H18V42H16ZM23 41H25V42H23ZM26 41L28 42V44H27ZM36 41H37V44H38V45H37V44H34V42L36 43ZM39 41H40V43H39ZM45 41H46V42H45ZM101 41H102V39H101ZM164 41H165V43H166L167 40H164ZM88 42L90 43V45L88 44ZM245 42H246V43H245ZM2 43H4V44H2ZM12 43H14V45H13ZM24 43L27 45V47L25 46ZM41 43H42V45H41ZM64 43H65V44H64ZM165 43L163 42L162 45L164 46ZM210 43H212V42H210ZM216 43H217V44H216ZM253 43H254V44H253ZM257 43H258L259 45H258ZM8 44H10V46H9ZM15 44H16V45H15ZM17 44H18V46H17ZM22 44H23V45H22ZM30 44H31V45H30ZM87 44H88L90 47H89ZM229 44H230V47H231V48L229 47ZM2 45H3V46H6V47L3 48ZM19 45H20V47H19ZM28 45H30V47L32 46L34 49H33V48L31 49ZM35 45H37V46L34 47ZM66 45H68V46H66ZM70 45H71V46H70ZM81 45H82V46H81ZM85 45H87V46H85ZM167 45H168V43H167L165 46H167ZM14 46L16 47V49H17V47H18V52H17V50L14 48ZM24 46H25V47H24ZM41 46H42V47H41ZM69 46H70V47H69ZM72 46H73V47H72ZM74 46H75V48L78 47V46H79V47L76 48L77 50H76V49L74 50V51H76V53L73 52V51H71V52H73V54H70L71 52L69 53V49H72V50H73V49H74ZM80 46H81V48H80ZM163 46H161V48H164V49H165V47H163ZM212 46H213V45H212ZM212 46H211V47H212ZM214 46H213V47H214ZM44 47H45V49H44ZM47 47H48V48H47ZM50 47H51V48H50ZM84 47H85L86 49H89V50H86V51H88V52H86V51L84 50V49H85ZM87 47H88V48H87ZM211 47H210L209 49H211ZM213 47H212V48H213ZM233 47H234V46H233ZM235 47H236V45H235ZM259 47H260V48H259ZM2 48L5 49V50H3ZM25 48H26V49H25ZM27 48H28V49H27ZM65 48H66V49H65ZM79 48L82 49V50H81V52H82L81 54H80ZM83 48H84V49H83ZM93 48H94V47H93ZM95 48H96V47H95ZM219 48H220V50H219ZM237 48H238V47H237ZM12 49H15V50H13V52H15V55L18 53V55H16V56H19V57H16V59H14V58H15L14 53L11 52ZM41 49H42V50H41ZM164 49H161V51H160V48H159L158 51L163 53V52H164ZM241 49H242V50H241ZM8 50H9L10 52H7ZM23 50H24V51H23ZM29 50H33L34 52H33V51H30V52H29ZM35 50H36V51H35ZM212 50H213V49H211L210 51L212 52ZM244 50H245V49H244ZM19 51H21V52H19ZM27 51H28V52H27ZM45 51H46V53H45ZM236 51H239V49L236 50ZM240 51H239L238 53H240ZM262 51H264V49H263ZM24 52H25V53H24ZM42 52H43V53H42ZM217 52H215V51L213 50L212 55H213L214 53H215L214 55H216ZM221 52H220L219 56L217 55V59L215 58L216 61L213 60L214 63H215V62L217 63V62L219 61V59H224V58H225ZM233 52H232V53H233ZM244 52H245V53H244ZM8 53H9V54L11 53V54H13V55H11V54L9 55ZM28 53H29V54H28ZM39 53H42V54L40 55ZM90 53H89V56H91ZM229 53H230V52H229ZM260 53H261V55H260ZM21 54H22V57H21ZM37 54H38V56L40 55V57L36 58V57H37V56H36ZM55 54H58V57H57V55L55 56ZM93 54H94V53H93ZM245 54H246V55H245ZM258 54H259L260 56H259ZM31 55H32V56H31ZM33 55L36 56V57H34ZM48 55H49V56H48ZM62 55H63V56H62ZM214 55L212 56V58L214 57ZM221 55L223 56L222 58H221ZM230 55H231V54H230ZM0 56L2 57L3 54L0 55ZM8 56H10V59H12V60L14 59V60H13V61H12V60L9 61V59H8L9 57H8ZM11 56H12V57H11ZM43 56H44V57H43ZM93 56H94V55H93ZM236 56H237V53H236ZM5 57H7V58H5ZM13 57H14V58H13ZM56 57H57V59H56ZM83 57H88V55H87V56H83ZM83 57H82V58H83ZM237 57H238V56H237ZM28 58H29V59H28ZM34 58H35V59H34ZM58 58H59V59H58ZM60 58H63L62 61H61ZM90 58H92V56H91ZM3 59H4V60H3ZM5 59H6V60H5ZM31 59H33V60H31ZM38 59H39V60H38ZM251 59H252L253 61H252ZM257 59H258V58H257ZM259 59L261 60V58H259ZM7 60L9 61V64H7V63H8ZM19 60H20V59H19ZM23 60H24L25 62H24ZM27 60H28V61H27ZM30 60H31V61H30ZM64 60H65V59H64ZM80 60L82 61V59H79V61H80ZM240 60L242 61V63H241ZM246 60H247V61H246ZM3 61H4L5 63H4ZM16 61H17V60H16ZM26 61H27V62H26ZM33 61H34V62H33ZM58 61H59L60 63H59ZM79 61H77V62H79ZM222 61H225V59L222 60ZM10 62H11V63H10ZM32 62H33V63H32ZM35 62H36V64H35ZM77 62H76V63H77ZM219 62H220V61H219ZM237 62H238V63H237ZM251 62H252V63H251ZM258 62H259V61H258ZM258 62H257V64H258ZM1 63H2V64H1ZM62 63H63L64 65H63ZM76 63H75V64H76ZM81 63H82V62H81ZM81 63L79 62L78 64H81ZM236 63H237V64H236ZM262 63H263V67H262V68H264V62H262ZM17 64H18V65H17ZM33 64H35V65L33 66ZM259 64H260V62H259ZM259 64H258V65H259ZM239 65H240V66H239ZM258 65H256V66H257L258 69H259V68H260V65H259V66H258ZM32 66H33V67H32ZM35 66H36V67H35ZM39 66H40V67H39ZM233 66H234V67H233ZM261 66H262V65H261ZM12 67H13V68H12ZM44 67H45V68H44ZM16 68H17V69H16ZM30 68H31V69H30ZM42 68H43V69H42ZM61 68H62L63 70L60 71ZM9 69H10V70H9ZM14 69H15V70H14ZM21 69H22L23 72H20ZM45 69H46V71H44ZM66 69H67V68H65V71H66ZM240 69H241V67H240ZM240 69H239V71L237 70V72L241 73L242 70H244L243 68H242L241 70H240ZM258 69H257V72H258V71H259V73H260V72H261V73L263 72V70H262L261 68H260V69H261L262 71H260V69H259V70H258ZM25 70H26L27 72H26ZM34 70H35V71H34ZM39 70H40V71H39ZM41 70H42L43 73L41 72ZM236 70H234V71L236 72ZM3 71H1V73H2ZM14 71H15V72H14ZM16 71H17V72H20V73H23V74H22L23 77L27 74V78H28V75H30V74L32 75V74L34 73V74L32 75V77H31V75H30V77L28 78V79H30V78L32 79V78L34 77V78L32 79V81H31V79H30V83H29L30 85L27 84V82H29V81L26 79V80H27V82H26L27 86H26V85L24 86L26 91L24 90L23 93H22L23 90L21 91V90L18 88V86L14 84L15 82H16V83L18 82V81H17L18 78H17V77H16L17 79L14 78V77H15L14 75H16V74L18 75V73H17ZM24 71H25V72H24ZM36 72H37V73H36ZM1 73H0V74H1ZM15 73H16V74H15ZM38 73H39V74H38ZM62 73L65 74L66 72H62ZM261 73H260V74H261ZM3 74H4V73H3ZM38 75H39V76H38ZM41 75H42V76H41ZM62 75H63V74H62ZM62 75H61V76H62ZM250 75H251V76H250ZM263 75H264V74H263ZM0 76H2V75H0ZM18 76H19V75H18ZM36 76H38V77L36 78ZM259 76H260L261 78L264 77V76H261V75H259ZM41 77H42V78H41ZM55 77H57V78H56L57 80H55ZM240 77H238V78H239V80L241 81ZM256 77H257V76H256ZM256 77H255V78H256ZM25 78H26V76H25ZM61 78H62V77H61ZM66 78H67V79H70L69 76H66ZM255 78H254V79H255ZM261 78H260V79H261ZM11 79H15L16 81L14 80V81H15V82H14V81L11 80ZM20 79H21V78H20ZM22 79H24V78H22ZM244 79H243V80H244ZM263 79H264V78H263ZM263 79H261V82H260L261 85H262V83H263V85H264V82L262 81ZM18 80H19V79H18ZM26 80H24V81H26ZM37 80H38V81H37ZM42 80H43V81H42ZM70 80H71V79H70ZM21 81H22V80H21ZM53 81H54V83H53ZM12 82H13V84L17 87L16 89H15V86H14V87L12 86ZM32 82H33V83H32ZM2 83H3V84H2ZM19 83H20V82H19ZM19 83H18V85H19ZM22 83H23V82H22ZM22 83H21V84H22ZM34 83H36L37 88H36V86H34V85H35ZM37 83L39 84V86L37 85ZM40 83H41V85H40ZM52 83H53V84H52ZM21 84H20L19 86H22V85H23V84H22V85H21ZM31 84H32V85H31ZM258 84H259V82L257 83V85H258ZM260 84H259V88H260V87H263V85L261 86ZM5 85H8V86H10V87L6 86V88H5ZM28 85H29V86H28ZM30 86H33V87H30ZM27 87H29L31 90H29ZM50 87H51V88H50ZM8 88H9V89H8ZM10 88H11L12 90H11ZM13 88H14V89H13ZM20 88L22 89L23 87H20ZM35 88H36L37 90H36ZM257 88H258V87H257ZM263 88H264V87H263ZM17 89H19L20 91L18 92ZM23 89H24V88H23ZM2 90H3V91H2ZM38 90H39L40 92H37ZM261 90H264V89H261ZM7 91L10 92V93H9L10 95H8V92H7ZM34 91H35V92H34ZM48 91H49V92H48ZM255 91H257V92H254L253 95H255L256 93H257V94H260V93H258V90H257V89H256ZM4 92H5V93H4ZM12 92H13V93H12ZM25 92H29V93H25ZM31 92H32V94H31ZM33 93H35V94L37 93V94L34 95ZM41 93H42V94H41ZM263 93H264V92H263ZM5 94H6V95H5ZM28 94H29V95H28ZM39 94H41V95H39ZM27 95H28V96H27ZM31 95H32L33 97H32ZM43 95H44V96H43ZM5 96H6V97H5ZM10 96H12V97H10ZM34 96H37V97L34 98ZM261 96L264 97V95H263L262 93H261ZM9 97H10V98H9ZM19 97H20V98H19ZM30 97H31V98H30ZM258 97H259V96H258ZM263 97H262V98H263ZM21 98H22V99H21ZM25 98H26V99H25ZM29 98H30L31 101L29 100ZM33 98H34L36 101H38V104H40V105H38L36 101L32 100ZM38 98H39V100H37ZM46 98H47V99H46ZM0 99H1V98H0ZM18 99H20L21 102H20ZM27 99H28V100H27ZM40 99H41V100L43 99V101H41ZM223 99H224V98H223ZM223 99H222V100H223ZM11 100H9V101H11ZM15 100H16V101H15ZM22 100H23V101H22ZM44 100H45V101H44ZM261 100H262V99H261ZM29 101H30L31 103H30ZM39 101H40V102H39ZM1 102H2V100H1ZM1 102H0V103H1ZM28 102H29L30 104H29ZM33 102H34V103H33ZM42 102H43V103H42ZM46 102H47V103H46ZM262 102H264V100H262ZM9 103H10V102H9ZM22 103L25 104V105H23ZM41 103H42L43 105H42ZM44 103H45V104H44ZM21 104L23 105V107H21ZM35 104H37L38 106L36 107ZM263 104H264V103H263ZM27 105H28L29 107H28ZM11 106H12V107H11ZM19 106H20V107H19ZM0 107H1V105H0ZM10 107H11V108H10ZM18 107H19V109H20V108H21V109H20V110L17 109ZM30 107H32V109H30ZM38 107H39V108H38ZM45 107H46V106H45ZM23 108H24V110H22ZM33 109H34V110H33ZM36 109H37V110H36ZM225 109H226V108H225ZM29 110L31 111V113H30V117H28L29 115H27V113L29 114ZM263 110H264V106H263ZM16 111H17L18 113H17ZM32 111H33V112H32ZM10 112H11V111H10ZM26 112H27V113H26ZM41 112H42V114L44 115L43 111H41ZM219 112H220V111H219ZM221 112H223V111L221 110ZM32 113H33L34 115H33ZM261 113H262V112H261ZM0 114H2L1 111H0ZM20 114H21V115L23 114L24 117L22 118V116H21ZM25 114H26L27 116H26ZM17 115H18V116L20 115V116L18 117ZM43 115H41L42 117H39V115H37V116L35 115L36 117H35V116H34V117H31V119H29L30 121H28V123L31 122L30 125H32V121H34V118H35V119L38 118V120H40V118H41V120H43V121H41L40 123L45 122V121L47 120V117H45V115H44V116H43ZM262 115L264 116V111H263V114H262ZM25 116L28 117V118H26ZM1 118H2V117H1V115H0V119H1ZM12 118H13V117H12ZM25 118H26V119H25ZM32 118H33V120H32ZM263 118H264V117H263ZM18 119H19V121L17 122ZM22 119H24V120H22ZM31 120H32V121H31ZM36 120H37V119H36ZM38 120L35 121V122H38ZM24 121H25V122H24ZM15 123H16V125H14ZM0 124L3 125V122H1V120H0ZM18 124H19V125H18ZM26 124H27V123H26ZM36 124H37V123H36ZM2 125H1V126H2ZM24 125H25V124H24ZM33 125H35V123H33ZM25 127H30V128H31V126H29V124H27V126L25 125ZM14 128H15V129H14ZM22 128H24V127H22ZM16 129H17V130H16ZM24 129H25V128H24ZM20 130H21V131H20ZM6 131H8V129H6ZM6 131H5L4 133H7ZM40 131H41V130H40ZM40 131L38 132L37 136H40V134H39V133H41ZM11 132H12V133H11ZM15 133H14V134H15ZM18 135H19V134H18ZM37 136H36V137H37ZM6 137H8V136L6 135ZM205 144H206V143H205ZM197 145H198V147H200L201 145H204V144H203V142L200 141V144L198 143ZM263 154H264V153H263ZM188 177H189V178L191 177L192 179L194 178V176H188ZM202 177H203V176H202ZM202 177H200V178H202ZM209 177H210V176H209ZM213 177H214V176H213ZM215 177H216V176H215ZM223 177H224V176H223ZM230 177H231V179H232V176H230ZM234 177H235V176H234ZM239 177H241V176H239ZM184 178H185V177H184ZM189 178H188V179H189ZM196 178H198V176H197ZM196 178H194L193 180H198V179H196ZM211 178H212V177H211ZM217 178H218V176H217ZM226 178H228V176H227ZM263 178H264V177H263ZM186 179H187V176H186ZM188 179H187V181L190 180V179H189V180H188ZM192 179H191V180H192ZM204 179L209 180V178H208L207 176H206V178L204 177L202 180L204 181ZM235 179H238V178L235 177ZM181 180L183 181L182 178H181ZM202 180L199 179V183H200V181L202 182ZM233 180H234V178H233ZM182 181H181V182H182ZM184 181H185V180H184ZM196 182H197V181H196ZM196 182H194V183H196ZM205 182H208V181H205ZM197 183H198V182H197ZM197 183H196V184H197ZM199 183L197 184L198 188H200ZM202 183H204V182H202ZM180 184H181V183H180ZM201 185H204V184H201ZM197 186H196V187H197ZM208 186H209V184H208ZM203 187H205V185H204ZM203 187L201 186V188H203ZM206 187H207V185H206ZM224 189H225V188H224ZM231 193H232V191H231ZM233 195H234V194H233ZM233 198H234V197H233ZM141 200H143V199H140V203H141ZM228 200H229V199H228ZM237 201H238V200H237ZM141 204L143 205V203H141ZM236 204H237V203H236ZM140 214H141V213H140ZM135 215H136V214H135ZM135 215H134V216H135ZM134 216H133V217H134ZM133 217H132V218H133ZM133 219H135V217H134ZM133 219H132V220H133ZM171 223H172V221L170 222V224H171ZM170 224H169V225H170ZM172 224H173V223H172ZM153 225H154V224H153ZM169 225H168V226H169ZM151 226H152V224H151ZM168 226H167V227H168ZM170 226H172V225H170ZM154 227H155V226H154ZM167 227H166V228H167ZM161 228L164 229V230H163V229H160L161 231H162V230L165 231V227H164V226H162ZM168 228H169V227H168ZM168 228H167V229H168ZM167 229H166V230H167ZM169 229H170V228H169ZM161 231H160V233H162ZM163 233H164V232H163ZM163 233H162V235L165 234V233H164V234H163ZM170 234H171V233H170ZM173 234H174V233H173ZM173 234H172V236H173ZM165 235H166V234H165ZM167 236H168V235H167ZM172 236H170V237H172ZM164 237H165V236H164ZM170 237H169V238H170ZM165 239H166V238H165ZM170 239H171V238H170ZM170 239L167 238V240H168V241L166 240L167 243L169 242ZM153 240H155L156 242H154ZM149 241H150V240H149ZM152 241H153V242H152ZM152 241H150V244H149L150 246H153L154 244H155V245H158V244H157L158 239H152ZM166 241H165V242H166ZM165 242L162 240L161 243H165ZM151 243H153V245H151ZM158 243H159V242H158ZM161 243H160V244H161ZM160 244H159V245H160ZM165 244H166V243H165ZM168 244H170V243H168ZM155 245H154V246H155ZM162 245H163V244H161V246H162ZM162 247H163V246H162ZM148 255H149L148 252H145V253H144V256H145V257L148 256ZM183 264H184V263H183Z\"/></svg>",
  "mask_w": 264,
  "mask_h": 264
}]
</instances>
